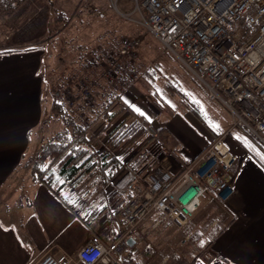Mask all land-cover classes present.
Segmentation results:
<instances>
[{
	"label": "crops",
	"instance_id": "1",
	"mask_svg": "<svg viewBox=\"0 0 264 264\" xmlns=\"http://www.w3.org/2000/svg\"><path fill=\"white\" fill-rule=\"evenodd\" d=\"M25 4L26 0H22L8 13L0 8L2 25L13 18L10 23L14 27L9 33L11 36L7 35L10 42H0V264H35L45 254L74 255L91 234L99 235L103 241L115 239L123 228L120 211L130 198V184L146 182L147 171L157 166L176 173L180 161L191 160L201 151L195 156L189 155L179 150L171 137L168 141L167 136L171 150L162 152L153 131L139 119L142 115L136 114L135 120L130 121L122 119V115L115 118L116 104H123L119 98V102L106 110L108 118L102 112L106 103L102 100L100 112L103 114L98 117H104L107 126L104 133L113 131L114 134L105 135L98 146L99 140L88 135L93 126L97 128V117L86 132L97 154L78 174L68 179L53 166L52 179L42 181L32 177L30 168L20 170L21 163L30 154L31 145L37 150L45 143L42 138H36L43 117V80L39 74L43 50L29 45L41 35V23L27 28L22 19ZM10 44L13 47L4 48ZM104 47L110 51L103 45L98 48L104 50ZM122 77L123 74L117 78L120 83ZM125 126H137V130L127 128L123 138H119V130ZM236 131L249 140L252 148L248 150L241 139H236L240 150L235 154L239 167L234 171L233 194L223 202L214 192L208 191L224 209L225 223L218 226V219L211 218L202 232L191 223L199 219L198 210L181 226L161 213H152L143 225L149 221L151 229L164 235L166 245L158 250L150 243L146 246L148 250L140 249L138 234H134L136 252L132 254V264H168L175 259V254L169 253L171 237H184L185 247H193L194 257H197L195 264H264V161L255 153L262 151L246 131ZM114 138L118 141L116 148H113ZM92 171L100 179L93 197L95 185L82 180ZM213 206L216 204L210 208ZM194 230L210 242L202 252H198L190 240Z\"/></svg>",
	"mask_w": 264,
	"mask_h": 264
},
{
	"label": "rangeland",
	"instance_id": "2",
	"mask_svg": "<svg viewBox=\"0 0 264 264\" xmlns=\"http://www.w3.org/2000/svg\"><path fill=\"white\" fill-rule=\"evenodd\" d=\"M137 3L142 10L141 0L137 2L136 0H26L23 22L26 23L27 28L41 23V35L35 41H30L29 45L38 46L43 50L39 73L43 80L41 99L43 117L36 138H42V141L47 142L63 129V121L51 110L52 103L56 102L68 112L76 113L74 118L77 121L87 119V122H90L99 118L95 123L97 128L93 126L88 135L95 136L100 142L97 145L100 146L106 135L104 132L107 131L104 117H98L99 114H103L100 112L102 100L111 98L117 103L120 98L123 104H116L115 118L118 116L120 118L122 115V119L135 120L136 114H139L135 108H139L145 114L143 115L145 119L157 127L155 136L158 144L162 146V152L164 146L167 152L171 150L168 148L170 144L168 145L166 140L167 136L168 141L171 137L172 143L177 142L179 150L183 149L184 152L194 156L220 137L229 146L231 153L236 154V151L240 150L236 139L241 133L236 129L229 130L232 126L230 114L218 102L208 100L202 84L178 63L154 35L143 28L140 24L141 17ZM60 14L67 19L64 24L53 21ZM12 19H9L5 26L0 21V42H10L7 35H10L14 28L10 23ZM126 38L139 39L136 48L135 73L129 80L122 77L125 79L121 83L117 78L115 79V88H120L126 83L125 90L118 92L112 89L111 81L108 82L104 75L106 67L101 64V59L104 57L99 55L98 47L106 46L110 51H107L105 47L104 51L110 53L117 50ZM9 46L13 47L10 44L4 48ZM82 79L84 82H81ZM82 83L94 85L95 98L90 104H86L83 100L80 89ZM106 86L109 90H106V94L102 96ZM214 125L219 127L215 128ZM125 127L119 130L118 135L125 132L127 128H134L129 131L137 130V126ZM97 133L98 136H96ZM112 133L113 131L107 132L106 136ZM132 134L129 136L132 137ZM240 142L249 150L242 139ZM35 148L32 144L29 153L32 154ZM26 164L24 159L20 170L27 167ZM238 167L239 160L234 163L233 172ZM98 178L95 171L83 176L84 183L88 182L96 187L91 197L98 191L97 187L100 185ZM85 201H87L86 198ZM213 203L216 207L210 208ZM223 211L221 204L209 196L207 191L201 198L197 217L199 219L191 223L202 232L205 231L211 218L218 219L217 225L222 226L225 223ZM148 225L149 221L142 224L140 233L137 235L140 240L139 248L148 250L149 247L146 246L151 243L155 244L159 250L163 244L166 245L165 237L160 231L151 229ZM171 239L169 253L173 252L175 259L168 261V264H189L196 253L193 247H185L187 243L184 237L176 239L171 237Z\"/></svg>",
	"mask_w": 264,
	"mask_h": 264
},
{
	"label": "built area",
	"instance_id": "3",
	"mask_svg": "<svg viewBox=\"0 0 264 264\" xmlns=\"http://www.w3.org/2000/svg\"><path fill=\"white\" fill-rule=\"evenodd\" d=\"M141 7L137 3L140 24L202 84L208 100L227 110L229 130H244L264 147V0H141ZM138 43V38H126L115 51L99 49L104 75L118 92L126 83L115 88V79L123 74L129 80L135 73ZM80 89L84 102L92 103L94 85L82 83ZM215 140L193 159L180 161L176 173L157 166L147 171L146 182H132L118 237L103 241L91 234L74 255L45 254L35 264H132L136 247L127 239L140 233L152 213L181 226L207 191L228 200L238 157L222 138Z\"/></svg>",
	"mask_w": 264,
	"mask_h": 264
},
{
	"label": "trees",
	"instance_id": "4",
	"mask_svg": "<svg viewBox=\"0 0 264 264\" xmlns=\"http://www.w3.org/2000/svg\"><path fill=\"white\" fill-rule=\"evenodd\" d=\"M21 1L22 0H0V8L4 10L5 13H8L11 12L12 9L16 7ZM66 20L67 19L63 14L57 15L53 19L54 22L61 24H64ZM106 100L107 99L104 100L106 103L105 106H103L102 112L105 113L106 118H108L109 114L106 113V110L114 103L115 99L113 100L110 98L107 101ZM51 110L54 115H57L59 118H61L64 123V127L58 133L54 134L50 140L43 143L37 150L30 154L29 157L26 158L27 160L25 159L27 167L31 170L32 177L36 180H51L53 177L51 168L53 166H55V168L59 170V173L64 177L68 179L72 178L88 165L90 159H93V155L97 154L96 150L94 149V145H92L91 139L86 134L88 128L95 121V119L88 123L81 120L77 121L74 118V114L76 113L68 112L61 104L56 102L52 103ZM190 111L192 113V110ZM192 114L195 118H197L196 114ZM139 119L144 123L146 122L147 126H149L150 130H152L154 134L157 133V127L153 126L152 123L145 119V117L140 116ZM118 136L119 138H123L124 132ZM253 140L257 142L254 138ZM117 142L116 138H114L112 141L113 148L118 146ZM258 146L264 153V147L260 144ZM89 151H91L90 155H88ZM102 164L106 165L105 162ZM187 229L184 231H187ZM219 232L220 231L215 233V235H217ZM190 240L198 252H202L210 244V242H208L207 239H204V236L197 230L193 231L190 236ZM196 258L197 257L192 256L189 264H195Z\"/></svg>",
	"mask_w": 264,
	"mask_h": 264
},
{
	"label": "snow or ice",
	"instance_id": "5",
	"mask_svg": "<svg viewBox=\"0 0 264 264\" xmlns=\"http://www.w3.org/2000/svg\"><path fill=\"white\" fill-rule=\"evenodd\" d=\"M135 111L137 112V113H139L140 115H145L139 108H135ZM214 127L215 128H218L219 127V125H214ZM237 139H242L243 140V142L245 143V144H247L248 145V147L249 148H252V145L251 144H249L248 143V141L245 139V138H241V137H237ZM256 155H258L259 157H260V159L262 160V161H264V153H261L260 151H256Z\"/></svg>",
	"mask_w": 264,
	"mask_h": 264
},
{
	"label": "water",
	"instance_id": "6",
	"mask_svg": "<svg viewBox=\"0 0 264 264\" xmlns=\"http://www.w3.org/2000/svg\"><path fill=\"white\" fill-rule=\"evenodd\" d=\"M134 239H133V237H129L128 239H127V243L129 244V245H133L134 244Z\"/></svg>",
	"mask_w": 264,
	"mask_h": 264
},
{
	"label": "bare ground",
	"instance_id": "7",
	"mask_svg": "<svg viewBox=\"0 0 264 264\" xmlns=\"http://www.w3.org/2000/svg\"><path fill=\"white\" fill-rule=\"evenodd\" d=\"M59 39V38H58Z\"/></svg>",
	"mask_w": 264,
	"mask_h": 264
}]
</instances>
